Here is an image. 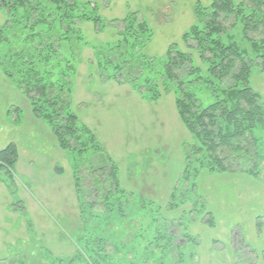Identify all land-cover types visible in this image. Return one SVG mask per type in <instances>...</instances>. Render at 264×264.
<instances>
[{"label":"trees","instance_id":"trees-1","mask_svg":"<svg viewBox=\"0 0 264 264\" xmlns=\"http://www.w3.org/2000/svg\"><path fill=\"white\" fill-rule=\"evenodd\" d=\"M0 10L6 17L0 24V69L74 162L80 212L91 205L98 215L111 217L116 201L130 195L121 188L117 163L72 109V80L78 70L65 51L69 49L66 45L88 44L82 23L93 24L98 33L108 27L116 30L114 42L94 48L95 67L103 81L128 85L147 102L174 96L179 119L192 138L184 145L183 193L205 171L264 183V100L251 86L254 66L264 72V0H213L209 6L197 2L196 23L184 33L181 44L169 46L163 58L143 53L152 30L139 12H130L123 19L103 20L99 4L93 0H0ZM208 100L212 102L206 105ZM90 150L99 156L103 163L100 171L106 178L102 180L101 175V188L91 184L95 191L86 201L79 174L84 167L83 154ZM18 160L15 144L0 150V183L26 213L17 198ZM191 185L195 190L196 184ZM181 189H175L164 208L151 209L143 204L139 212H146L135 219L139 224L132 241L125 242V234L115 242L124 250L118 251L113 238L105 234L109 223L104 225V236L84 237L88 264H165L167 260L185 264L186 257L194 260L195 254L187 256L184 247L197 239L173 213L182 207V213L194 216L196 212L194 199L181 195ZM119 208L125 218V209ZM200 221L216 227L211 211ZM263 227L264 219L258 218V236ZM241 243L251 251L243 238Z\"/></svg>","mask_w":264,"mask_h":264},{"label":"rangeland","instance_id":"rangeland-1","mask_svg":"<svg viewBox=\"0 0 264 264\" xmlns=\"http://www.w3.org/2000/svg\"><path fill=\"white\" fill-rule=\"evenodd\" d=\"M93 1L99 4L103 20L123 19L130 12H139L152 30V39L143 53L158 58L164 57L170 45L181 44L184 33L196 23L197 2L203 6L213 2ZM5 19L0 10V24ZM81 30L88 44L66 45L69 49L65 51L78 70L72 80V109L80 123L92 130L100 145L117 163L121 188L130 193L120 201L130 203L120 205L115 199L116 212L113 210L108 218L106 214L98 215L91 205L85 206L84 213L80 212L74 188V162L66 152L61 153L56 144V148L53 147L49 127L36 124L38 120L28 114L23 93L16 86H4L6 83H2L4 79L0 74V150L8 144L19 148L17 198L26 211L24 213L16 205L17 199L11 198L0 183V264H88L89 252L84 246V237L104 236L105 223L110 224L105 234L113 238L118 251L124 250L115 242L125 234L128 235L125 242L132 241V234L139 224L135 219L146 212L143 209L139 212L143 204L151 209L164 208L175 189L185 188L182 180L184 145L192 138L179 119L174 96L147 102L128 85L103 81L95 67L94 48H105L114 42L116 30L108 27L98 33L91 23H82ZM251 86L264 100V72L257 66L252 70ZM211 102L206 101V105ZM17 109L22 111L20 135L9 131L11 126L18 125L15 121ZM261 135L264 136V132ZM82 164L79 178L86 188L85 200L89 201L87 195L95 191L90 189L91 184L101 188V175L105 180L106 174L100 171L103 163L93 150L83 154ZM55 167L64 169L65 173L54 174ZM93 171H98L94 173L96 176L92 175ZM54 176L58 182H53ZM192 183L196 184L195 190L191 188ZM188 187L186 192L181 189L180 193L187 199H194V216L182 213L183 207L173 212L182 219L188 233L197 239L184 247L187 256L195 254L194 260L186 257L185 264H256L257 257L258 264H264V239L256 238L258 216H264L262 205L256 200L264 193V183L239 175L205 171ZM53 196H58L57 203L51 200ZM121 206L125 209V218L120 216ZM208 211L216 221L215 228L200 221ZM163 212L161 210L166 216ZM242 238L251 251L243 246ZM165 264L176 262L167 260Z\"/></svg>","mask_w":264,"mask_h":264},{"label":"crops","instance_id":"crops-1","mask_svg":"<svg viewBox=\"0 0 264 264\" xmlns=\"http://www.w3.org/2000/svg\"><path fill=\"white\" fill-rule=\"evenodd\" d=\"M0 74H2V76H3V79H4V81L2 82V83H6L4 86H7V85H9V86H15L11 81H9L8 79H7V77L3 74V72H2V70L0 69ZM120 86V85H119ZM26 98V97H25ZM26 102H27V104H28V107H27V110H28V114L30 115V116H32L31 118H35L36 120H38V121H36V124L38 125V124H45V125H47L45 122H43L42 120H40V119H38V118H36L34 115H33V113H32V109H31V106H30V102L28 101V99L26 98ZM18 115H20V119L19 120H17V116ZM21 115H22V111H21V109H20V113L19 112H15V121L18 123V125L17 126H15V127H10V130L9 131H11V132H14V134L15 135H20V133H21V131H20V127H19V125L22 123V120H21ZM43 122V123H42ZM48 126V125H47ZM49 127V126H48ZM49 129H50V127H49ZM50 134H51V136H53V147L54 148H56L55 146L57 145L58 146V143H57V140H56V138H55V136H54V134L52 133V131H51V129H50ZM47 139L50 141V138H48L47 137ZM56 144V145H55ZM9 145V144H8ZM8 145H6V146H8ZM59 147V146H58ZM17 149H19V148H17ZM61 150V149H60ZM61 153H63L64 151L62 150V151H60ZM18 154H19V160H18V163H17V165H16V174H17V171H19V163L21 162V157H20V151H18ZM68 154V153H67ZM69 155V154H68ZM62 157V156H61ZM70 157V156H69ZM53 172H54V174H56V175H58L57 173H65V171H64V169H62V168H57V167H55L54 169H53ZM57 172V173H56ZM55 177V176H54ZM242 177V176H241ZM243 178H246V177H243ZM58 179L55 177V179H54V181L53 182H58L57 181ZM29 192V191H28ZM57 197L58 196H53V198L52 197H50L51 198V200L52 201H55V203H57L58 202V200H57ZM257 204H261L262 205V212L264 213V193H263V195L262 196H259L258 195V198H257ZM52 204V203H51ZM258 212V211H257ZM260 214V213H259ZM258 218H263L264 219V216H261V214H260V216H258ZM256 225H257V222H256ZM256 233H257V230H256ZM257 236H256V238L258 239V240H260V241H263V239H264V227H263V229H262V232H261V234H260V236H258V233L256 234ZM259 263V259H258V257L256 258V264H258Z\"/></svg>","mask_w":264,"mask_h":264}]
</instances>
